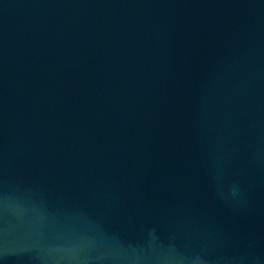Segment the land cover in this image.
Segmentation results:
<instances>
[{
	"label": "water",
	"instance_id": "95a60500",
	"mask_svg": "<svg viewBox=\"0 0 264 264\" xmlns=\"http://www.w3.org/2000/svg\"><path fill=\"white\" fill-rule=\"evenodd\" d=\"M0 264H264V0H0Z\"/></svg>",
	"mask_w": 264,
	"mask_h": 264
}]
</instances>
